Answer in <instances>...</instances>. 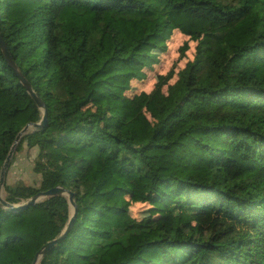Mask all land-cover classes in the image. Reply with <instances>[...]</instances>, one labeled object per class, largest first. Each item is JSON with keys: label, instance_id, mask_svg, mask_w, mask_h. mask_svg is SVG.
<instances>
[{"label": "trees", "instance_id": "obj_1", "mask_svg": "<svg viewBox=\"0 0 264 264\" xmlns=\"http://www.w3.org/2000/svg\"><path fill=\"white\" fill-rule=\"evenodd\" d=\"M174 31L193 59L131 95ZM0 34L48 111L15 150L38 149L40 184L3 197L61 185L77 207L39 264H264V0H0ZM43 115L0 45V174ZM74 211L0 203V264H32Z\"/></svg>", "mask_w": 264, "mask_h": 264}, {"label": "rangeland", "instance_id": "obj_2", "mask_svg": "<svg viewBox=\"0 0 264 264\" xmlns=\"http://www.w3.org/2000/svg\"><path fill=\"white\" fill-rule=\"evenodd\" d=\"M197 42L190 39L179 31H174L169 39L166 51L162 54L160 62L155 64L152 69L147 70V78L143 81H134L133 89L130 94H136L141 91L150 92L153 90L159 75H167L170 72L175 73L171 83L176 81L177 73L186 66L187 62L195 56ZM38 160V149H29L26 146L15 152L7 173L6 183L14 185L22 182L28 185H39L41 174L34 171V166ZM132 203V213L141 216L145 210H149L150 205L140 198H130Z\"/></svg>", "mask_w": 264, "mask_h": 264}, {"label": "water", "instance_id": "obj_3", "mask_svg": "<svg viewBox=\"0 0 264 264\" xmlns=\"http://www.w3.org/2000/svg\"><path fill=\"white\" fill-rule=\"evenodd\" d=\"M0 45L1 47L3 48V51L7 57V59L10 61L11 65L14 67L15 71L17 72L19 78L22 80L23 84L25 85V87L27 88L28 92L31 94V96L33 97V99L37 102L38 106L44 110V115H43V118L41 119L40 122H37V123H28L24 129L18 134L5 162H4V165L2 167V170H1V174H0V203H2L3 205H5L6 207H8L9 209H12V210H18L20 208H23V207H26V206H30V205H34L35 203H37L40 199L46 197V196H49V195H54V194H59V195H68L69 197V202H70V205L74 208V215L71 217L67 227L65 228V230L63 231V233L53 239V240H50L48 241L35 255L34 257V260H33V263L32 264H39V261L41 259V257L43 255H45L46 253H48L56 244H58L60 241H62V239L65 237V235L68 233V231L70 230V228L72 227L73 225V222H74V219H75V216H76V210H77V207H76V204H75V201H74V193L67 189L66 187L64 186H61V185H57L49 190H46V191H40L38 194H36L34 197H32L30 200H28L27 202L23 203V204H18V205H15V204H11V203H8L4 197H3V188H4V185L6 183V177H7V173H8V170H9V167H10V164H11V161H12V158H13V155L15 153V150H16V147L18 146V144L20 143L22 137L27 133L29 132L30 130L32 129H39V128H42L46 125L47 123V120H48V117H47V114H48V111H47V108H46V104L45 102L39 97V95L34 91L32 85L30 84V82L24 77L23 73L16 67L13 59H12V56L11 54L9 53L8 51V47L2 37V35L0 34Z\"/></svg>", "mask_w": 264, "mask_h": 264}]
</instances>
